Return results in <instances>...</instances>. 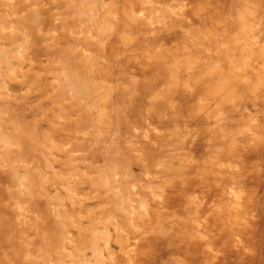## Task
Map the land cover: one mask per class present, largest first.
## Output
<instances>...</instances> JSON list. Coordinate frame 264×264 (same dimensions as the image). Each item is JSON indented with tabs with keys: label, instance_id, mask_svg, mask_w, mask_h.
<instances>
[{
	"label": "bare ground",
	"instance_id": "6f19581e",
	"mask_svg": "<svg viewBox=\"0 0 264 264\" xmlns=\"http://www.w3.org/2000/svg\"><path fill=\"white\" fill-rule=\"evenodd\" d=\"M175 1L148 3L151 5L146 9L152 13L150 15L140 8L135 9L131 2H122L125 11L119 10L117 13L123 19L119 23L115 20L117 16L113 15L115 11L111 15L102 8V0H53L57 2L53 11L41 0H0V39L6 41L0 45V264H102V259L106 258L105 252L114 258V250L123 256V264H217L221 254L230 258H245V264L256 262L254 248L257 247L252 246L250 238L255 227L252 223H256L253 218L255 199L257 203L261 202V211H264V196H261L264 166L263 169L254 166L249 181L252 183V195L246 200L231 194L219 195L218 184L228 179L230 173L236 178V175L244 174L249 169L244 161L239 169L231 170V165L223 163V152L229 153L226 159L230 164L229 158L234 153L243 155L249 149H256L258 155L264 154V135H261L264 120L256 125L258 121H254V118L249 120L244 113L245 99L252 101L253 98L264 105V49L249 59L244 54L245 48L235 40L233 45L211 52L209 48L218 45L219 38L225 40V30L233 32L229 27L231 23L217 31L218 43L212 35L206 40L198 32L199 49H205V52L196 53L190 61L184 58L178 65L176 61V66L163 61L158 68L152 66V58L153 61L156 58L160 61L164 57L162 52L172 55L173 51L158 45L160 49H155L161 56H149L151 48L146 52L151 59L146 57L150 68L157 71L156 74L153 71L151 77L158 82L150 83L152 88L147 94L143 93L142 99L132 93L133 88L127 87V99L132 102L138 100L137 115L142 117L145 125L151 122L150 130L159 132L156 139L149 137L150 132L145 131L142 140L138 136L130 138L128 135L123 140L122 134L114 131L115 126L110 124L109 118L120 108V97L115 95L116 87L107 83L106 74L109 72L106 67L102 68L99 63L102 45L108 43L107 39L110 41L116 37L122 41L124 32L132 26L143 30L146 38H151L149 30L155 22L159 21V25L170 18L185 19L184 6L179 0ZM194 2L200 4L199 0ZM3 6L5 8L2 10ZM197 7L193 6L192 12L200 22L202 10ZM102 12L107 16L104 14L102 17ZM52 17L56 23L54 25L50 24ZM42 27H47V31ZM234 31L241 33L242 29L235 25ZM173 39L169 45L173 44L172 41L177 43ZM93 44L98 47L96 53L91 52ZM180 47L176 49L180 50ZM155 49L152 54H156ZM41 50L46 52L43 59H39L41 55L38 56ZM142 54L145 56L144 51ZM219 57H223L222 63ZM140 58L136 61L144 57ZM102 61L105 60L102 58ZM39 63L51 81L46 79L43 82L45 92L41 94L52 101L49 114L53 119L47 121L48 127L50 130H64L67 138L64 143L55 142L52 135H49L50 138L48 129L42 128L43 132L39 133L41 123L48 119L47 113L35 118L38 120H29L25 118V113L19 109V112L15 111L17 108L14 110L10 105L11 101L21 103L23 97V92H11L13 86L24 85L29 72L34 71ZM138 67L141 68L139 62ZM115 68L116 65L112 70ZM179 69L186 72L184 81ZM42 76L40 74L41 80L45 78ZM194 82L200 83V91L193 88ZM32 83L27 89L28 94L34 87ZM171 85L182 87L183 91L189 92V96H198L194 97V100L197 98L196 104L194 101L191 104L195 106L193 112L198 129L195 135L182 138L170 132V129L177 131L176 127H169L170 121L180 120L179 125L186 122L183 114L190 106L184 99L182 105H177L174 101H164L159 97L161 91L167 92ZM236 98L239 99L237 102ZM164 110L170 114L167 116ZM159 112L168 117L169 126L166 125L168 122L163 123ZM226 112L230 118L224 117ZM67 124L72 128H68ZM125 126H129V123L126 122ZM105 129L110 131L108 137L104 135ZM144 140H150L149 154L146 144L142 143ZM76 143L83 150L76 149ZM157 150L161 152L157 154ZM76 151L81 152L84 166L78 164L69 177L58 174L54 167L56 162L63 155L69 162L74 154L78 155ZM204 151L208 153V158L201 161L203 164L193 165L191 160L194 154L201 155ZM180 159L182 162L177 166L182 168L178 173L175 165ZM131 164L141 166L142 174L131 171ZM74 174L78 177L87 175L90 181L85 183L105 192L107 201L103 200L102 205L105 208L109 206L110 217H120L114 220L113 225L117 238L104 224L102 229L92 232L91 241L82 244L81 235L88 228L74 218L75 215L66 205V194L60 192L56 180L58 177L63 179V186V181L68 183L69 199L79 205V216L86 217L91 214L84 210V200L89 198H78L73 194L71 186L78 178ZM173 183L177 187L174 190ZM203 184H207L209 191L204 190ZM193 185L196 189L194 195ZM255 192L258 194L256 197L253 196ZM149 200L154 207L148 212ZM169 202L179 203V207H182L178 216L181 220L170 221L167 213L162 211ZM39 203L43 204L42 208ZM194 206L199 209L193 211L191 207ZM174 224L176 228L173 229L179 235L177 239L171 235ZM48 226L49 229H44ZM123 226H132L136 237L125 235ZM72 228L78 231L76 237L71 235ZM113 241L114 247L110 244ZM31 243H38L35 249H31L34 246H30ZM81 245L88 246L92 255L88 256ZM166 245L173 246L171 255L180 261L165 257ZM188 259L191 260L188 262ZM261 263L264 264V255Z\"/></svg>",
	"mask_w": 264,
	"mask_h": 264
},
{
	"label": "rangeland",
	"instance_id": "374dc122",
	"mask_svg": "<svg viewBox=\"0 0 264 264\" xmlns=\"http://www.w3.org/2000/svg\"><path fill=\"white\" fill-rule=\"evenodd\" d=\"M41 1H44V5H47L52 11L56 10L55 7H56L57 2H53V0H41ZM126 1H128L129 4L131 2V4H133L135 6L134 7L135 9L138 10V8H140L141 11H146V13L149 12V15H150L152 13L149 10H147L146 7L151 5L148 3L155 4L157 0H147L145 2H144V0H102V8L104 10H106L105 12H107V13L109 11L111 13V15L115 11L116 14L114 13L113 15L114 16L116 15L117 18H115L116 16L112 17V18H115V20L117 19V21H119V23H120L121 20H123V19L121 18L120 15H118L119 10L121 12L125 11V9L122 8L121 3L126 2ZM179 3H181L184 6L183 14L185 16V19L170 18L169 20L167 19L166 21L165 20L162 21L163 23L165 22L166 24L165 23L163 24L161 22V24H159V25H158L159 21L155 22L154 27L152 28L153 30L152 29L149 30V32H150L149 35H152L153 37L151 36V38H146V36H144L145 32L143 30L140 31L139 30L140 28L137 29L133 26L132 27L129 26L130 30H127L126 32H124L123 38L121 39L123 41V43H122V41H120L118 39V37H116L110 41L107 39L108 43L105 45H102L103 46L102 54H101L102 57H101V62H99V63L102 65V68L106 67L105 69L107 70V73L109 72L108 74H106L109 77V78L107 77V83L109 84V82H110L111 85H114L116 87V92H115L116 94L115 95H117V96L119 95V97H120V101H119L120 102V108L117 109L116 114L111 115L109 120H110V124L112 123V125L115 126V128L113 130L116 131L117 133L122 134L123 140H125L126 135H128L130 138H134V137L138 136L139 139L142 140L143 139L142 135L145 131L150 132V135H148V136L155 140L156 135H158V133H159L156 130H150L151 122L148 123L147 125H145L146 122L144 123L142 120V117L137 115L136 108L139 107L138 106V103H139L138 100L132 102L133 100L127 99V90H128L127 87L129 88V86H130V88H133L132 93L137 98L142 99L143 95L147 94V91L151 90L152 86L150 83L157 84L155 82L156 79L154 80L151 77L153 74L154 68L152 70L150 68V66L148 65L149 63L147 61V57L152 56V55H154V56L160 55L161 56V53L156 51V49H155V48H158V45H160V47L165 46L167 48V50H169L170 52L173 51V54L170 55V54H166V52H162L164 57L160 58L161 59L160 61L158 59L159 62L157 61V58L153 61V58L151 59L149 57L151 59L150 63L152 64V66H154L156 68H158V66H161L163 64V62L164 63L169 62L172 66H176V64H174V62H176V61H178V63H177V65H178L179 62L184 61L183 60L184 58L190 61L191 59L195 58L194 55L196 53L205 52V49L204 50L199 49L198 44H199L200 37L198 39V35H197L198 32H201L206 37V40L209 38V35H212L213 39H215L214 41H216V43L219 42L218 45H216V46L213 45L212 47L209 48L211 52H218L219 47H226V46L229 47L230 45H233L232 42L233 41L235 42V40H238V44H240L243 48H245L244 54L249 59H252L255 54L262 52V50L264 49V0H199L200 4H198V5L196 4L197 2H194V0H179ZM162 4H163V2H162ZM162 4L158 5V6H162ZM185 5H187V6H185ZM193 6L194 7L198 6L202 10V18L199 17L200 22L196 19L197 17L192 12ZM4 8L5 7L3 6L2 10ZM60 9H62V7H60ZM62 11H64V10L62 9ZM5 12H6V10L3 11V15L5 14ZM107 13L102 12V17L104 14H105V16H107ZM53 17L50 19L51 20L50 24L54 25L56 23L53 21ZM127 23L131 24L130 21H127ZM228 23L229 24L231 23L232 25H229ZM228 25L230 28L232 27L233 32L231 30H225V32L223 34V37L225 40L221 41V39L219 38V40L217 42V38H218L217 31L227 28ZM235 25H239V27L242 29L241 33H236L234 31ZM149 26L151 28V23ZM42 28L44 29V31H47L46 30L47 27H42ZM215 29H216V33L214 32ZM154 31H156V32L154 33ZM173 38H176L177 43H175V44H178V45H175L173 41L171 42L173 44L169 45L170 41ZM183 38H184V40H183ZM116 39H117V41H115ZM31 40H33V38H31ZM176 40H174V41L176 42ZM206 40H205V42H206ZM117 42H118V44H119V42H121L119 44L120 46L117 44ZM4 43H6V41L3 39H0V45L4 44ZM114 43H115V45H114ZM164 43H166V45ZM8 44H9V41H8ZM179 44L181 45V47H180V50H177L176 48H177V46H180ZM147 45H149V46H147ZM93 46L94 47H92L91 52H95V51L98 52V50L96 49V48H98L97 45L93 44ZM105 46H107V47H105ZM121 46H122V48H120ZM123 46H124V48H123ZM113 47H115V49H112ZM160 47L158 49H160ZM151 48L155 49L156 54H152L154 52L152 49L151 54L148 56V54H146V52L149 49L151 50ZM103 49L104 50L106 49L107 54H106V52H104ZM143 51L145 53V56L142 54ZM38 53H41V54H38V56L41 55L39 57V59H43L44 57H42V56L46 52L41 50ZM140 53L142 56H140ZM169 55H170V57L168 58ZM116 56L118 57V59ZM138 56H140L141 58L144 57L146 59V61H144L145 60L144 58L141 59ZM214 56H217V54H214ZM202 57L206 58V56H204V55ZM102 58L105 61H102ZM139 58L141 59L140 61H142V62L138 61L139 66H141V68L138 67V62L136 61V59L139 60ZM205 60H203V62ZM222 60H223V57H219L220 63H222ZM153 62H155V63H153ZM112 65H114V66L116 65L115 70L117 73L115 72V70H112V69H114V66H112ZM145 65L147 66L146 68L144 67ZM119 68L123 71L121 72L119 70ZM37 70H38V72H36ZM171 70H175V69H171ZM134 71H135V73H134ZM179 71L182 74L183 81H184L187 77L186 72L181 70V69H179ZM154 73L156 74L157 71H154ZM40 74H42L43 75L42 77H45V78H42V80H41ZM131 74L135 75V76H132ZM38 76H39V78H38ZM27 79H28L27 82L24 85H22L23 87L22 86H20V87L13 86V89H11V92H14V93H19V92L22 93L23 92V97H22L21 103L16 104V103H14V101H11L12 102V103H10L11 107L14 110H15V108H17V110H15L17 112H19L18 111V109H19L21 111V113H25L24 114L25 118H27L29 120H34V121L38 120L35 118H39L40 116L47 113L48 119H46L45 121L43 120V123H41L42 125H41V127H39V133L41 134L43 132L42 128L48 129L47 130L48 136L52 135L53 140L57 143H64L65 139H67L64 136L65 131L64 130L57 131L55 129L50 130L48 127L47 121L50 119H53V116L49 114V112H51L50 110L52 109V101L43 98V95H41V94L45 92L43 90L44 88H42L44 86L43 82L46 79L48 81H50V80H49L48 75L43 71L41 63H39L34 68V71L29 72ZM145 80H147V81H145ZM156 81L158 82V80H156ZM138 82L140 83V85L138 84ZM30 83H32L34 87H33L32 91L28 94L27 89L31 85ZM192 84H193V86H194L193 88L195 90H199V91L201 90L200 83L196 84L194 82ZM142 87H143V89H142ZM137 91H139V92H137ZM183 93H185V94H183ZM187 93H189V92L183 91L182 87H180V86L174 87L173 85H171L168 88L167 92L161 91V95L159 96L164 101H168V102L174 101L175 103H177V105L178 104L182 105L183 99L185 100L186 104H190V106L186 107L187 111L183 114L184 121H186V122H183L181 125H179L180 120L179 121L172 120V121H170L171 124L169 126L167 116L170 113L168 112V110H164V112L167 113V116L165 114L159 112V116L161 117V119L163 118V123L168 122L166 125H168L169 127H176L177 128V131H172L170 129V132H172V133L175 132V133L179 134L182 138H184L186 135H189V136L195 135L198 131V129L195 125L196 124V118H195L194 112H193V107H195V106L191 105L193 101L196 104L197 98L194 100V97H198V96L196 95V96L192 97V96H189V94H187ZM137 95L140 97H138ZM146 99H147V97H145V100ZM238 100L239 99L236 98L235 102H237ZM245 101L246 102L244 105H246V112H244V113H246V115L249 116V120L250 119L253 120V118H254L255 119L254 121H258V123H255V124L260 125L259 121L264 120V105L262 103H257L256 101H254L253 98H252V101H251V99H248V100L245 99ZM238 108L240 110L243 109L242 107H238ZM28 109H30L29 112L27 111ZM226 109H228V108H226ZM57 112H59V111H57ZM204 115H206V113ZM220 115L222 116V113H220ZM116 116L119 117L118 120L115 119ZM224 117L230 118V116L227 112L224 114ZM153 119H154V117L152 115V120ZM126 122L129 123V126H125ZM66 126H68V128H72V127H70L69 124H67ZM118 128H119V131H118ZM104 131H105L104 135L106 137H108L109 132H110L109 129H105ZM261 135L262 136L264 135V130L261 131ZM142 143L146 144L145 145L146 146L145 147L146 152H147V154H149L151 152L150 140H144ZM75 145H76V147H75L76 149L83 150V148L77 147L78 146L77 143ZM255 150L256 149H253V150L249 149L247 151V153H245L243 155L239 154V153L238 154L234 153L233 156H231L229 158L231 164L228 162V159H226V157H228L229 153H227V151L223 152V154H222L223 163H226V164L228 163L229 165H231L233 167L231 170L239 169V167L241 165H244V161L248 163L249 169L251 167L252 168L250 169L251 171L248 169L244 174L236 175V178L234 176H232V174L230 173V175L228 176V179L226 178L227 180L224 179L223 181H220V183L218 184L219 195L224 194V193L229 194V195L231 194L234 197H240V198H243L245 200L252 195L251 189H250L252 183L249 182L251 175H252V170H253L254 166L260 167L262 169L264 166V154L258 155L257 151H255ZM159 152H161V150L156 151L157 154ZM75 153H78V155L76 156L74 154L73 158L69 162L66 161V157L64 155H63L62 159H60L59 162H56V165L54 167L59 172L58 174H62L64 176L69 177L71 175V171L75 170V167L78 164L80 165V167L84 166V164L81 160V154H80L81 152L76 151ZM207 155H208V153L207 152L205 153V151L201 155L194 154L193 159L191 160L193 165L197 166L198 163H201V161H205L208 158ZM125 156H127V158H126V160H127L128 159V153L127 152L125 153ZM182 156H184V154ZM181 162L182 161L180 159L178 161V163L175 165V170H177L178 173L182 167H178L177 165H179ZM201 164H203V163H201ZM121 170L122 169L120 168L119 169L120 173H121ZM130 170L135 172L137 175L139 173L142 174V167L137 165V164H131ZM74 175L76 177H78L77 174H74ZM143 177H145V176H143ZM56 180H58L60 192H65V194H66V202H67L66 205L68 206L69 210L75 215V216L73 215L74 218L77 219L80 223H83V225L87 226V228H88V229H86L87 231L83 232V235H81V236H83V241H82L83 245H86V244H84V243H86V241H91L92 240V232L97 230V229H102V226L104 224L106 225L107 229L110 228L112 230L113 237L117 238V236H115L113 225H114V220H116V218H120V217H118L117 215L110 217L111 216V214H110L111 210L108 209L109 206L107 208H105V206L102 205V203H104L103 200L107 201L106 194L103 190H102V192H100V190L98 191V189L96 187L94 188V186H92L91 184L85 183L86 181H90V180L87 177V175H84V174H81L73 182V184L71 186L73 194L74 195L76 194V196L78 198H82V197H86V196H87V198H89V199L84 200V202H85L84 210L86 212H89L91 215H88L86 217H81L77 213V210H79V205L77 203L76 204L72 203V201L69 199V192L67 190L68 183L66 181H63V182H65V186H63L62 185L63 179L61 180V178L58 177V178H56ZM176 182H177V180H176ZM222 182H225V183H222ZM174 184L175 183H173V185H172L173 190L177 188L176 186H174ZM194 185H195V183H194ZM194 185H193V195H194V192L196 191V189H194ZM206 185L207 184H203V188H204V190L207 189L209 191V188ZM262 188H263V191L261 193V196L263 197L264 196V186L263 185H262ZM226 189L228 191L224 192ZM257 195L258 194L256 192L253 194V196H255V197ZM195 198H196V196H195ZM256 203H257V199H255V202H254L255 206L253 207L254 208L253 209V218L256 220V223L255 222L252 223L253 226H255V227L253 230L254 234L253 233L251 234L252 237L250 238V240H251L250 243H253L252 246L256 245V247H257V248H254L256 250L255 254L257 256V260H256V262H254V264H262L261 258L264 255V239H263L264 236L262 237V235L264 233V211H261V202L257 203V204ZM105 204H107V203H105ZM135 204H137V203H135ZM39 207L42 208L43 204L39 203ZM153 207H154L153 202H151V200H149L148 212L151 211ZM180 208H182V207H179V203L177 204V203H173V202L170 203L169 202L168 206L166 208H162V211L167 213L170 221L177 222V221L181 220V218H178V216L180 215V213H179ZM139 209L141 211L140 207H139ZM191 209L193 211H195V210L199 209V207L197 208L194 206V207H191ZM191 217H192V215H191ZM121 218L127 219V217H123V216ZM108 219H109V221H108ZM111 219H113V222L111 221ZM145 219H147V218H145ZM52 226L53 225H51V227ZM173 226L174 227H172L171 235H173L174 239H177L179 237V235H177L176 229H173V228H176V224H174ZM123 227L125 230V233H124L125 235H128L129 238L135 236L133 231L131 230L132 226H123ZM45 228L49 229V226L44 227V229ZM157 231H158V229H157ZM70 232H71V235L73 237H76L78 235V231L76 228L70 229ZM243 235L245 236V234H243ZM120 236L123 237V234H121ZM118 238H120L119 235H118ZM134 241H136V240H134ZM35 244H38V243H31L30 246L34 245L33 247H31V249H35ZM110 244L114 247V245H113L114 241L111 242ZM125 244H127L126 241H125ZM103 245H104V243H102V246ZM161 245L165 246L163 244H161ZM166 246L167 247H166V251H165L166 252L165 257H171L175 260H179V259H176L175 257H173L171 255V250H172L173 246L172 245H166ZM82 247L85 248L86 254L88 256L92 255V252L90 251L91 249L88 246H82ZM74 250L76 251V249H74ZM114 252H115L113 254L114 258L110 257V255H109L110 253L105 252L104 255L106 258L102 259V264L103 263L104 264H123V260H122L123 256L118 253V250H114ZM212 252H215V251H212ZM13 259H14V257H13ZM190 260L191 259H188V262ZM14 261H16V259H14ZM245 261H246L245 258H230L226 254L225 255L221 254L219 256V258H217V264H242V263L245 264ZM14 264H16V262Z\"/></svg>",
	"mask_w": 264,
	"mask_h": 264
}]
</instances>
